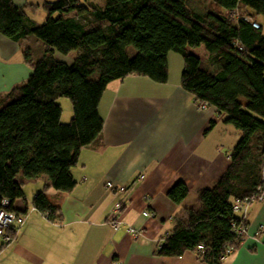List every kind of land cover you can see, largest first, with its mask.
<instances>
[{"label": "trees", "instance_id": "trees-1", "mask_svg": "<svg viewBox=\"0 0 264 264\" xmlns=\"http://www.w3.org/2000/svg\"><path fill=\"white\" fill-rule=\"evenodd\" d=\"M211 1L220 10L210 0L46 1L47 17L39 24L26 5L0 0V33L19 43L35 37L45 45L38 57L32 47L24 49L31 74L0 94V207L7 198L19 212L14 203L25 194L19 173L28 179L46 175L49 184L36 193L33 206L49 220H60L61 208L47 190L69 192L76 186L72 168L103 130L99 105L107 85L132 74L166 82L174 51L185 58L183 88L198 104L225 114L241 136L225 173L200 191L194 205L180 210L158 254L195 252L208 264H221L228 250H237L245 239L237 228L249 221L235 210L236 201L264 189V77L255 66L264 65V33L251 14L231 15L249 7L264 16V0ZM201 45L208 59L194 63L188 48ZM73 50L71 62L57 57ZM59 97L72 102L66 124ZM188 194L184 181L167 192L177 205Z\"/></svg>", "mask_w": 264, "mask_h": 264}, {"label": "crops", "instance_id": "crops-1", "mask_svg": "<svg viewBox=\"0 0 264 264\" xmlns=\"http://www.w3.org/2000/svg\"><path fill=\"white\" fill-rule=\"evenodd\" d=\"M14 1L26 5L27 15L36 21L44 2L55 0ZM252 20L259 22L255 16ZM26 47H32L37 57L45 49L35 38L19 43L0 33L1 95L31 74L24 59ZM204 47H198L201 54L188 48L192 62L197 63L199 55L201 61L208 59ZM168 65L166 82L132 74L107 85L99 105L103 130L96 142L82 149L72 168L76 186L69 192L47 190L49 200L61 208L60 220H49L33 206L36 193L49 184L48 177L28 179L18 174L23 185L33 186L32 200L24 194L15 201L27 221L12 243L5 244L0 237V264H208L195 252L163 256L158 248L174 228L180 210L194 205L200 191L225 173L241 133L225 121V114L210 106L200 108L194 95L183 88L185 58L181 54L170 52ZM255 66L264 77V65ZM70 116L63 119L62 113L61 121L69 122ZM141 175L144 179L138 180ZM178 181L189 186L181 205L167 195ZM107 182L126 189L110 190ZM117 203L123 204L119 216L124 224L114 231L109 218ZM145 210L153 215H144ZM248 221V235L221 264H264V233L255 240L264 225V201L250 204ZM128 225L144 233L134 237L127 232Z\"/></svg>", "mask_w": 264, "mask_h": 264}, {"label": "built area", "instance_id": "built-area-1", "mask_svg": "<svg viewBox=\"0 0 264 264\" xmlns=\"http://www.w3.org/2000/svg\"><path fill=\"white\" fill-rule=\"evenodd\" d=\"M234 18L240 17L239 11L232 14ZM255 27H260L259 22L255 20H251ZM208 104L201 103L199 104L200 108L207 107ZM263 174H264V165H263ZM144 175L139 176L138 180L144 179ZM106 187L108 189H115L118 191H124L126 188L119 184H113L112 182H107ZM264 201V189L260 190L259 193L246 198L243 201L237 200L235 204V210L243 212L244 216H248V210L250 204L253 202H262ZM123 208L122 203H117L112 215L109 218V222L112 225L114 231H118L123 226V220L120 219L119 214ZM144 215L152 216L153 214L149 210H145ZM27 215L24 213H19L13 209H11V201L7 198H3L1 201L0 207V237L3 239L5 244L12 243L19 235L22 227L26 224ZM248 225L243 223L240 227L237 228L238 236L246 237L248 235ZM127 232H129L132 236L138 237L144 233V230L141 228H135L132 225L127 226ZM264 233V225H261L258 231L255 234V240H259L260 236ZM162 244V243H161ZM160 244V245H161ZM199 249L203 248V245H199ZM232 249L228 250L227 254L223 256V260L232 253Z\"/></svg>", "mask_w": 264, "mask_h": 264}, {"label": "rangeland", "instance_id": "rangeland-1", "mask_svg": "<svg viewBox=\"0 0 264 264\" xmlns=\"http://www.w3.org/2000/svg\"><path fill=\"white\" fill-rule=\"evenodd\" d=\"M210 4H211V6L213 7V8H215V9H217V10H220V8L217 6V5H215L214 3H212V1L210 0ZM45 9L42 7L38 12H37V14H36V21H39L38 23L39 24H41V23H43L44 21H45V19L44 18H42V15H43V12H45L44 11ZM240 13H242V14H244V15H247V13L250 15H252L253 17H252V19L254 18V16L258 19V21L261 23V25H263V33H264V16L263 15H261V14H257L256 12H254V11H251V13L248 11V10H246V9H241V11H239V14ZM35 38V37H34ZM204 46V45H203ZM196 48V51L199 53V54H201V52H202V49H200V48H198V47H195ZM205 48V47H204ZM195 51V52H196ZM207 51V50H206ZM76 55V50H73L69 55H67L66 57H65V59L68 61V60H70L71 61V59L74 57ZM34 56H35V54H34ZM35 57H37V56H35ZM201 55H199L198 56V59H200L201 60ZM57 102L61 105V107H62V113H63V119H65L67 116H70L71 114H73V106H72V102H71V100H70V98H67V97H59L58 99H57ZM201 104V103H200ZM72 117H73V115H71L70 116V118H69V122L71 121V119H72ZM69 122H63L62 121V123H69ZM32 188H33V186L32 185H27V184H24L23 185V189H24V192H25V194H28V198L30 199V197H31V195H29V194H32ZM28 199V200H29ZM30 200H32V199H30Z\"/></svg>", "mask_w": 264, "mask_h": 264}]
</instances>
